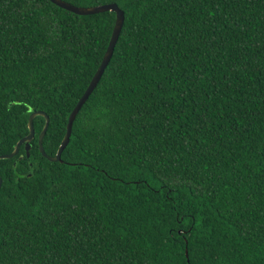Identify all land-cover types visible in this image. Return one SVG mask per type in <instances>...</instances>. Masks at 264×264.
Returning a JSON list of instances; mask_svg holds the SVG:
<instances>
[{"label": "trees", "instance_id": "1", "mask_svg": "<svg viewBox=\"0 0 264 264\" xmlns=\"http://www.w3.org/2000/svg\"><path fill=\"white\" fill-rule=\"evenodd\" d=\"M116 3L63 161L0 159V264H264V0ZM116 12L0 0V154L56 155ZM188 252V255H187Z\"/></svg>", "mask_w": 264, "mask_h": 264}, {"label": "water", "instance_id": "2", "mask_svg": "<svg viewBox=\"0 0 264 264\" xmlns=\"http://www.w3.org/2000/svg\"><path fill=\"white\" fill-rule=\"evenodd\" d=\"M52 1L54 3H56L57 5L65 8V9H68L72 12L82 14V15L94 14V13L105 12V11H114V12H116L115 27H114L108 48L104 54V57L102 59L100 66L98 67L97 71L95 72V74H94L90 84L88 85L86 91L81 96V98L77 102L76 106L74 107V109L70 113L68 123H67V131H66L65 136H64V138H63V140L59 146V149H58L56 155H54V156L48 155L45 151V148H44V137H45L46 132H47L48 127H49L50 116L45 111L35 110L29 116V120H28L29 133H28V135L21 138L17 142L13 151H11L9 153L0 154V159H7V158H12V157L16 156L19 153L20 147L23 143L26 144V150L28 152V157H30V153H29V150L31 148L30 142L35 137L34 119L36 118V116L42 115L45 117V124H44V127H43V129L40 133V136H39L40 150L43 153V155L46 156L51 161H63L62 153L70 142V138L72 135L73 122H74L78 112L82 108V106L85 104V102L87 101V99L89 98L91 93L96 88V86L99 83L106 67L108 66V64L112 58L113 52L115 50V46L117 44V41L119 39L123 24H124V20H125L124 11L116 3L100 4V5H94V6H75V5H73L67 1H64V0H52ZM2 184H3V179H2V176L0 175V189L2 187ZM187 255H188V252H187Z\"/></svg>", "mask_w": 264, "mask_h": 264}]
</instances>
